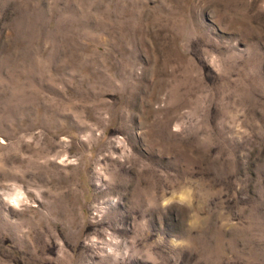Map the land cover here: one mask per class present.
Segmentation results:
<instances>
[{
  "label": "rangeland",
  "instance_id": "374dc122",
  "mask_svg": "<svg viewBox=\"0 0 264 264\" xmlns=\"http://www.w3.org/2000/svg\"><path fill=\"white\" fill-rule=\"evenodd\" d=\"M0 264H264V0H0Z\"/></svg>",
  "mask_w": 264,
  "mask_h": 264
}]
</instances>
